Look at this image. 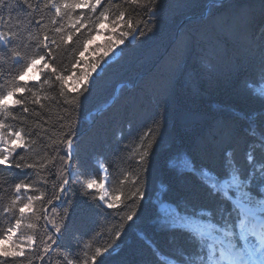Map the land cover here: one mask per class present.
Listing matches in <instances>:
<instances>
[{
    "label": "snow or ice",
    "instance_id": "obj_1",
    "mask_svg": "<svg viewBox=\"0 0 264 264\" xmlns=\"http://www.w3.org/2000/svg\"><path fill=\"white\" fill-rule=\"evenodd\" d=\"M224 2L212 0L214 7ZM161 3L0 0V171L14 169L22 176L12 185V194L0 211L7 221L0 226V264H104L102 257L118 254V241L149 202L146 174L153 146L162 135V123L154 120L142 131L132 151L145 175L122 172V178H114L106 187L112 170L98 162L97 175L79 165V137L68 117L73 112L78 116L81 97L87 98L91 85L107 70L105 58L110 53L126 40L154 34ZM104 31L109 34L108 42L90 52L89 46ZM61 50L75 57L71 73L56 67ZM97 51L103 55L78 76L75 70L85 53ZM57 85L59 99L51 94ZM49 101L66 114L57 117L62 129L59 134L42 115ZM239 134L231 125L219 124L197 146H217L236 140ZM246 135L243 165L236 160L235 147L223 149L224 164L219 170L197 167L190 156L170 161L186 192L175 203L159 195L151 200L171 249L164 255L149 242L161 264H264V123L251 121ZM119 145L123 146L115 149L117 157L128 151L123 140ZM7 183L0 176V188L6 191ZM129 183L131 190L126 191ZM77 195L98 200V209L117 212L120 223L111 239L94 249L92 234L74 238L73 254L62 241ZM195 196H202L203 202L194 200Z\"/></svg>",
    "mask_w": 264,
    "mask_h": 264
},
{
    "label": "trees",
    "instance_id": "obj_2",
    "mask_svg": "<svg viewBox=\"0 0 264 264\" xmlns=\"http://www.w3.org/2000/svg\"><path fill=\"white\" fill-rule=\"evenodd\" d=\"M160 7L154 34L136 39L134 44L126 40L120 45L123 52L112 59H109L113 54L110 53L105 58L107 70L91 85L90 92L85 94L87 98L81 97L83 103L78 116L73 112L68 117L79 137L76 141L79 165L97 175L100 174L98 162L112 170L106 187L114 178H122V172L145 175L136 165L137 156L132 155V151L142 131L152 126L154 120L162 123V135L159 143L153 146L146 174L149 202L144 203L138 213L139 219L118 241V254L101 258L104 264H161L153 255L149 242L164 255H169L171 249L166 234L160 229L156 205L151 200L159 195L175 203L186 192L177 170L170 167V161L190 156L197 167L207 165L219 170L224 164L223 149L235 147L236 160L243 165L248 146L246 129L251 121L264 123V98L261 97L264 89V0H225L220 7H214L212 0H162ZM104 35L105 41H95L89 46L90 52L108 42V32L104 31ZM97 53L103 55L99 51L94 55ZM74 60L73 55L61 50L56 67L71 73ZM91 62L92 59L82 58L75 70L77 75L87 70ZM119 86L118 95L114 97ZM58 89L59 85L51 90L57 99ZM46 104L48 107L42 115L49 119L48 126L59 134L62 129L57 117L66 114L54 101ZM219 124L237 129L240 134L236 140L198 147ZM120 140L128 145V151L117 157L114 151L123 146L119 145ZM0 176L8 182L6 191L0 188L2 211L12 194V185L22 176L14 169H4ZM162 185L166 186V191ZM125 190H131L130 183ZM194 200L203 202V197L195 196ZM99 203L78 195L73 199L62 241L63 247L73 254L76 253L74 238L92 234L94 249L106 244L111 232L118 227L119 214L98 209L95 205ZM6 223L0 216V226Z\"/></svg>",
    "mask_w": 264,
    "mask_h": 264
},
{
    "label": "rangeland",
    "instance_id": "obj_3",
    "mask_svg": "<svg viewBox=\"0 0 264 264\" xmlns=\"http://www.w3.org/2000/svg\"><path fill=\"white\" fill-rule=\"evenodd\" d=\"M104 39H105V35L103 34L102 36L97 38L96 42H103V41H105ZM116 53H120V46L115 49V52H113V54H111V57L109 59H112L113 57L117 56ZM99 55H101V54L97 53L96 55H94V54L90 55L89 53L88 54L85 53L84 59L86 61L92 59V62H93L95 59L94 56L98 57ZM92 75L94 76L96 74L93 73ZM262 91H264V89H262Z\"/></svg>",
    "mask_w": 264,
    "mask_h": 264
},
{
    "label": "water",
    "instance_id": "obj_4",
    "mask_svg": "<svg viewBox=\"0 0 264 264\" xmlns=\"http://www.w3.org/2000/svg\"><path fill=\"white\" fill-rule=\"evenodd\" d=\"M135 41H136V39H134V40H131V41H130V43H131V44H134V43H135ZM119 89H120V86L117 88V90H116V92H115V95H114V97H116V96L118 95ZM112 101H113V99H112V100L109 102V104H111V103H112ZM105 108H106V107H105ZM105 108H103V109H102V111H103ZM102 111H100V112H102Z\"/></svg>",
    "mask_w": 264,
    "mask_h": 264
}]
</instances>
